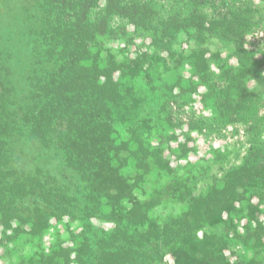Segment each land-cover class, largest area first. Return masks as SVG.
<instances>
[{
    "label": "trees",
    "instance_id": "trees-1",
    "mask_svg": "<svg viewBox=\"0 0 264 264\" xmlns=\"http://www.w3.org/2000/svg\"><path fill=\"white\" fill-rule=\"evenodd\" d=\"M17 12L0 24V205L34 196L40 218L44 209L51 217L112 223L105 238L81 237L86 243L76 251L86 255L95 240L104 249L90 264H160L166 254L175 264H231L226 236L208 229L222 225L223 231L243 203L255 218L251 199H260L264 185L261 151L223 169L199 194L187 184L175 188L187 210L163 224L149 217L156 200L142 203L134 187L143 178L139 170L155 165L174 173L166 153L182 159L193 151L190 133L182 142L176 131H222L255 107L244 72L208 47L217 39L242 48L240 29L249 24L242 0H25ZM108 42L125 49L109 51ZM14 71L22 104L12 110ZM160 93L161 116L175 131L166 149L152 145V121L138 120ZM197 103L212 116L196 118ZM19 144L29 154L22 171L13 162ZM124 153L135 163V177L122 171ZM41 162L55 166L53 173L37 168ZM78 194L82 207L75 205ZM151 246L155 252L148 253Z\"/></svg>",
    "mask_w": 264,
    "mask_h": 264
},
{
    "label": "rangeland",
    "instance_id": "rangeland-1",
    "mask_svg": "<svg viewBox=\"0 0 264 264\" xmlns=\"http://www.w3.org/2000/svg\"><path fill=\"white\" fill-rule=\"evenodd\" d=\"M24 1L0 0V24L7 22L9 18L16 19L17 15L19 17L17 8H20ZM242 2L249 11V24L240 29L242 48L236 50L233 44L217 39L212 40L208 47L213 53L220 52L224 58L230 60L231 66L244 72L247 88L257 96L255 107L251 113L246 114L244 121L227 125L222 131H176L179 135L182 134L180 138L182 142L188 141L187 134L190 133L191 139L188 143L194 146L193 154L179 163L177 167L175 166L174 174H167L155 165L145 168L141 172L144 175L142 174L143 178L134 187L135 195L142 203L146 202V198L149 196L156 200L155 206L148 212L150 218L156 219L158 222L164 223L169 217L178 216L186 209V203L178 197V193L174 192L175 188L178 189L187 184L195 194H199L213 176L221 174L225 168L239 166L252 150L261 151L260 164L264 165V0H242ZM3 27L4 25H0L2 30ZM187 47L184 45L185 49ZM106 49L112 52H122L125 45L121 42H108ZM131 51L133 52L134 49ZM216 64L218 65V62ZM215 71L218 72L217 67H215ZM10 78L14 85L17 84V91L11 99L13 101L11 108L15 110L22 104V86L15 71ZM3 79L8 80L9 78ZM159 86L161 83H158L156 87ZM140 88L144 89V87ZM164 101L161 93L154 101L148 100L144 104L138 120L152 121L153 129L150 141L153 146L166 149L169 146L168 137L175 131L166 124L165 118L161 116ZM192 111L199 119L206 120L212 116L211 110L205 109L199 103L194 106ZM16 120L18 121L16 127H19L21 120L19 118ZM128 123L134 126L137 121ZM118 134H121V141H124V137L127 138L123 126L119 128ZM17 148L13 157V162L16 164L14 167L22 171L25 168L23 163L27 164V167L29 166V154L25 150V144H19ZM166 156L169 159L173 158L167 153ZM124 158L122 171L131 176L135 169V163L129 159L130 156L127 153H124ZM126 159L129 160L126 161ZM31 163L30 171H33V166L35 169L36 167L33 160ZM37 168H41L45 175H50L55 166L41 162ZM132 184H134L133 181ZM258 194H260V199L258 197L251 199L252 204L258 206L254 213V219L249 216L248 203H243L238 206L240 213L227 223L223 231H221L222 225L208 229L214 234L223 232L226 236L227 257L231 264H264V185L260 186ZM175 196L177 197L175 198ZM83 204L84 201L78 194V201L75 205L82 207ZM39 207L41 205L34 196L13 199V202L6 207L0 205V264H82L78 261L75 253L80 243H86L82 238H105L113 230L110 224L101 221V219L94 218L90 221L86 219L83 222L72 224L67 216H61L56 220L50 219L49 210L44 209L45 214L40 218ZM17 213L23 219L11 229V223ZM73 214L76 218L82 217V213L79 211H75ZM152 247L154 246L148 247L149 250L146 249L148 253L150 249L151 252L154 251ZM103 251V247L96 244L95 240L86 251L87 256L83 254L84 249L79 254L81 258H84L85 264H90L100 258ZM170 259L169 257L165 258L167 262L171 261Z\"/></svg>",
    "mask_w": 264,
    "mask_h": 264
},
{
    "label": "flooded vegetation",
    "instance_id": "flooded-vegetation-1",
    "mask_svg": "<svg viewBox=\"0 0 264 264\" xmlns=\"http://www.w3.org/2000/svg\"><path fill=\"white\" fill-rule=\"evenodd\" d=\"M189 147L192 148V149L194 150V148H193L194 146H192V144H190V143H189ZM192 154H193V151H191V152L189 153V156H191ZM189 156H188V157H189ZM188 157H186V158H188ZM186 158L179 159L178 157H176V156L173 155V158H171V164H172L174 170L176 169L175 166L177 167V165H179V163H181V162H182L183 160H185ZM134 166H135V164H134ZM136 172H137V170L134 169V172H133V174L131 175V177H135V176L137 175ZM141 172H143V171H140V170H139V174H141V175L143 174V175H144V173H141ZM173 174H174V173H173ZM170 175H171V174H170ZM133 182H134V181H133ZM151 199H152L151 196L147 197V198H146V202H147V201H150ZM146 202H144V203H146ZM41 208H42V207H41ZM186 210H187V205H186V209L184 210V212H185ZM50 212H51V210H49V213H50ZM182 213H183V212H182ZM182 213H181V214H182ZM181 214H180V215H181ZM178 216H179V215H178ZM67 217H68V216H67ZM149 217H150V215H149ZM171 217H175V216H171ZM49 218H50V219H54V220H56L58 217H55V216H52V217H51V216H49ZM169 218H170V217H169ZM13 219H14V220H13L12 223H11V229H12V227H14V225L19 224V223L22 221L23 218H17V217H14ZM68 219H69V221L71 222V224H72V223H75V222H76V223H79V221H75V220H73V219L71 220V218H69V217H68ZM92 220H94V219H92ZM101 221L107 222L108 224H110V225L113 227L112 223H110V222H108V221H105V220H101ZM80 222H81V220H80ZM160 224H163V223L160 222ZM32 225H33V224H32ZM113 228H114V227H113ZM202 234H203V233L201 232V233H200V236H202ZM147 249H148V248H147ZM148 250H149V249H148ZM150 251H151V249H150ZM77 252H78V251H75L76 254H77ZM152 252H153V251H152ZM151 254H152V253H151ZM151 254H150V256H151ZM227 254H228V249L226 250V255H227ZM166 257H169V259H170V257H171V259H170L171 261L167 262V261L165 260ZM160 264H175V261L173 260L172 255H170V254H166V255L164 256V258H163V260H162V262H161Z\"/></svg>",
    "mask_w": 264,
    "mask_h": 264
}]
</instances>
